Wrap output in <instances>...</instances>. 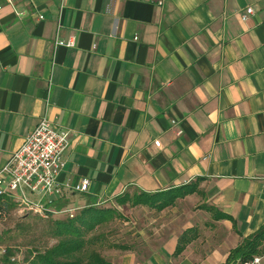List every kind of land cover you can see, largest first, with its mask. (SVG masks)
Returning a JSON list of instances; mask_svg holds the SVG:
<instances>
[{"label":"crops","instance_id":"obj_1","mask_svg":"<svg viewBox=\"0 0 264 264\" xmlns=\"http://www.w3.org/2000/svg\"><path fill=\"white\" fill-rule=\"evenodd\" d=\"M0 6V167L47 117L68 132L57 182H88L53 198L55 209L194 187L176 204L199 198L220 238L209 247L187 225L146 264H224L264 225V0ZM193 227L197 238L173 256Z\"/></svg>","mask_w":264,"mask_h":264},{"label":"rangeland","instance_id":"obj_2","mask_svg":"<svg viewBox=\"0 0 264 264\" xmlns=\"http://www.w3.org/2000/svg\"><path fill=\"white\" fill-rule=\"evenodd\" d=\"M133 193V192H132ZM80 203H87V197H79ZM77 203H75L76 205ZM79 204L72 213L78 215L87 205ZM98 209L111 208L114 213L110 220L87 233L91 238L90 249L99 252L114 264H146L154 248L158 247L171 231L177 233L187 225L201 227L209 247L219 236V227L212 224L213 216L199 198L188 199L156 212L148 207L119 206L115 202L96 204ZM55 219L33 214L19 213L12 209L8 216L0 218V255L6 249L12 250V264H28L31 252H43L56 245L59 238L55 234ZM166 232V233H165ZM125 247V248H124ZM234 264H237L235 262Z\"/></svg>","mask_w":264,"mask_h":264},{"label":"built area","instance_id":"obj_3","mask_svg":"<svg viewBox=\"0 0 264 264\" xmlns=\"http://www.w3.org/2000/svg\"><path fill=\"white\" fill-rule=\"evenodd\" d=\"M6 1L11 5L14 3V0ZM252 12L253 9L247 7L242 12L241 19L245 21ZM55 44L73 47L75 40L56 39ZM68 144V132L56 128L47 117H42L0 167V198L15 203L19 213L41 217L68 214L72 217V212L78 208L55 209L53 206V198L62 196L65 191L84 193L88 188L86 180L76 185L64 186L57 182V177L64 168L62 156ZM155 145L159 146V142L155 141ZM237 264H264V251L250 259L238 260Z\"/></svg>","mask_w":264,"mask_h":264},{"label":"trees","instance_id":"obj_4","mask_svg":"<svg viewBox=\"0 0 264 264\" xmlns=\"http://www.w3.org/2000/svg\"><path fill=\"white\" fill-rule=\"evenodd\" d=\"M195 192L194 187L183 186L163 192L145 193L133 192L123 193L116 197L119 206L130 203L134 206H144L156 212L174 207L178 199ZM17 206L6 198H0V218L8 216L9 212ZM206 210L208 208L204 207ZM114 209H98L95 202L82 208L76 216L68 214L50 215V218L65 217L64 220L55 219V234L59 238L56 245L43 252H31L28 264H114L105 259L99 252L90 249L91 238H86L88 232L111 219ZM219 217L218 219H220ZM217 220V218H216ZM197 238L196 228H189L179 236L173 256L180 255L186 246ZM125 248V247H124ZM264 251V225L254 234L245 238L241 244L232 249L224 264H234L238 260H247ZM13 251L6 249L0 255V264H12Z\"/></svg>","mask_w":264,"mask_h":264}]
</instances>
